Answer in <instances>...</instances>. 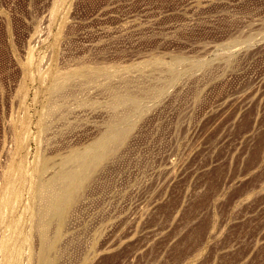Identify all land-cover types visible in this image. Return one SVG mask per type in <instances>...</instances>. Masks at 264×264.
<instances>
[{
    "label": "rangeland",
    "instance_id": "374dc122",
    "mask_svg": "<svg viewBox=\"0 0 264 264\" xmlns=\"http://www.w3.org/2000/svg\"><path fill=\"white\" fill-rule=\"evenodd\" d=\"M0 177V264H264V0H0Z\"/></svg>",
    "mask_w": 264,
    "mask_h": 264
},
{
    "label": "bare ground",
    "instance_id": "6f19581e",
    "mask_svg": "<svg viewBox=\"0 0 264 264\" xmlns=\"http://www.w3.org/2000/svg\"><path fill=\"white\" fill-rule=\"evenodd\" d=\"M179 58V57H178ZM152 59V58H151ZM154 59V58H153ZM160 59V58H159ZM175 59H176V56H175ZM174 59V60H175ZM182 59V58H181ZM177 62H179V61H181V60H176ZM176 61H175V63H176ZM149 62V61H148ZM147 62V63H148ZM174 62V61H173ZM198 63V62H197ZM193 64V63H192ZM157 65V64H156ZM173 67V66H172ZM172 67H170V68H172ZM177 68V67H176ZM83 70V69H82ZM81 70V71H82ZM107 70V69H106ZM178 70V69H177ZM176 70V71H177ZM100 71V70H99ZM30 73V72H29ZM83 73H84V70H83ZM176 73V72H175ZM174 73V74H175ZM69 74V73H68ZM87 74V73H86ZM93 74V73H92ZM54 75H56L55 73H54ZM64 76H66V74L64 75ZM174 76V75H173ZM63 77V76H62ZM62 77H60V79L62 78ZM87 77V76H86ZM90 77V76H89ZM68 78V77H67ZM88 78V77H87ZM57 80H58V78H56ZM106 79V78H105ZM63 80H64V78H63ZM53 84H55V82L53 83ZM52 85V84H51ZM59 85V84H58ZM53 86V85H52ZM61 86V85H60ZM66 87V86H65ZM52 89V91L51 92H53L54 90V87L53 88H51ZM57 89H55V91H56ZM58 92H59V90H58ZM54 93V92H53ZM55 94V93H54ZM60 94V93H59ZM56 96V95H55ZM120 98V97H119ZM118 98V99H119ZM126 98H128V97H126ZM50 99V98H49ZM118 99H117V102H118ZM125 99V98H124ZM124 99H123V101H124ZM129 100V99H128ZM132 100V99H131ZM121 101V99L119 100V103H121L120 102ZM133 101V100H132ZM132 101L130 102V103H132ZM55 103H56V101H55ZM54 103V104H55ZM62 103V102H61ZM124 103V102H123ZM135 103H137V101H135L133 104L134 105H136ZM50 104V103H49ZM53 104V103H52ZM59 105V104H58ZM138 105H139V102H138ZM133 106V105H132ZM140 106V105H139ZM49 107V106H48ZM52 107V106H51ZM50 107V108H51ZM45 108H46V106H45ZM54 109V108H53ZM52 109V110H53ZM49 111H50V109H48ZM58 110V109H57ZM135 110V109H134ZM43 111V110H42ZM46 111V110H45ZM48 112V111H47ZM43 113V112H42ZM46 113V112H45ZM44 114V113H43ZM61 114V113H60ZM62 114H63V112H62ZM47 115V114H46ZM51 115H52V113H51ZM123 115V114H122ZM128 115V114H127ZM41 116H42V114H41ZM44 116V115H43ZM122 118V117H121ZM114 120H115V118H114ZM117 120V119H116ZM50 122V121H49ZM111 123V122H110ZM45 125V124H44ZM52 126V125H51ZM121 127V126H120ZM126 127V126H125ZM42 128V127H41ZM50 128V127H49ZM52 128V127H51ZM47 129V128H46ZM124 130H125V128H123ZM49 130V129H48ZM119 130L121 131V129H119V127H117V125H116V123L115 124H113L111 127H110V129H109V132H108V135H107V137L109 138H111V137H113L114 135H116L118 132H119ZM124 132H126V130L124 131ZM121 133H123L122 131H121ZM120 133V134H121ZM119 134V135H120ZM116 136H114V138H115ZM121 137H123V136H121ZM23 138V137H22ZM41 139V138H40ZM106 139V138H105ZM112 139V138H111ZM24 142V141H23ZM105 142V141H104ZM100 149V148H99ZM108 149H110V148H108ZM96 150V149H95ZM103 152H105L104 150H103ZM102 152V154H104ZM99 153H100V151H99ZM106 153V152H105ZM85 154V153H84ZM87 155V154H86ZM94 155V154H93ZM97 155H98V153H97ZM77 156V155H76ZM99 156V155H98ZM72 157H73V155H72ZM75 157V156H74ZM84 157V156H83ZM83 157H82V159H80L81 160V162H83L82 160H83ZM95 157V156H94ZM91 159H92V157H90ZM90 158H88V159H90ZM74 160V159H73ZM66 161V160H65ZM64 161V162H65ZM7 162V161H6ZM80 162V161H79ZM80 162V163H81ZM88 161H86L85 163H87ZM93 162V161H92ZM78 163V162H77ZM84 162L82 163V165H84L85 164ZM95 163V162H94ZM93 163V164H94ZM66 164V163H65ZM68 164V163H67ZM89 164H90V161H89ZM38 166V165H37ZM65 166V165H64ZM68 166V165H67ZM66 166V167H67ZM63 167V166H62ZM65 167V168H66ZM84 167V166H83ZM85 168V167H84ZM87 168H89V166L87 167ZM67 169V168H66ZM69 169H70V167H69ZM86 169V168H85ZM20 170V167L18 166V167H16V166H11V169H10V171L4 176V179H3V186H2V192H3V198H1L2 197V195H1V199H3V207L9 212V210H10V208H9V206H10V204H12V202L13 201H15L16 199H18V197H19V195H20V193H19V179H20V176L19 175H17L16 173L18 172ZM75 170V169H74ZM79 170V169H78ZM63 171V170H62ZM71 171V170H70ZM28 172V171H27ZM78 172V171H77ZM83 172H85V171H83ZM82 172V173H83ZM91 172V171H90ZM65 173V172H64ZM28 174V173H27ZM69 174H71L70 172H69ZM81 174V173H80ZM79 174V177L81 176ZM3 175V174H2ZM66 175V174H65ZM65 175H63L64 177H65ZM72 175V174H71ZM74 175L75 176H77L76 175V172H74ZM74 175H72V178L74 177ZM27 176V175H26ZM33 176V175H32ZM37 176V175H36ZM62 176V175H61ZM3 177V176H2ZM1 178V177H0ZM27 178V177H26ZM26 178H24V179H26ZM30 178V177H29ZM36 178V177H35ZM63 178V177H62ZM66 178H68V176L66 177ZM71 178V176H69V178H68V182L66 181H64V180H62V181H64L63 182V184L62 185H72V182L74 181L73 179ZM81 178V177H80ZM80 178H79V182H80ZM23 179V180H24ZM78 179V178H77ZM77 179H75V180H77ZM29 180V179H28ZM53 180H56V178L55 179H53ZM62 181H60V182H62ZM27 182V181H26ZM42 181H40V183H41ZM57 182V181H56ZM76 182V181H75ZM74 182V183H75ZM29 183H30V181H29ZM53 183H55L54 181H53ZM53 183H51L50 185H52ZM2 184V183H1ZM41 185V184H40ZM54 185H56V184H54ZM54 185H52L51 186V188L49 187V185H48V187H49V189H51V191L53 190L52 189V187L54 188ZM85 185V184H84ZM24 186V185H23ZM63 186V188L64 189H67L68 188V186H67V188H65ZM75 186V185H74ZM28 187V186H27ZM38 187V186H37ZM45 187V186H44ZM48 187H46L45 188V190H44V188L42 189V191H44V193L45 194H48L49 196H50V191H49V189H48ZM58 187V186H57ZM57 187H56V190H57ZM62 187V186H61ZM82 187V186H81ZM39 188V187H38ZM63 188L61 189L60 188V190L61 191H59V193H61L62 191H63ZM30 189V188H29ZM72 189V188H71ZM78 189V188H77ZM55 190V188H54V191H56ZM74 190H75V188H74ZM29 191V190H28ZM58 192V191H57ZM40 193H41V191H40ZM40 193H39V197H41L40 196ZM43 193V192H42ZM42 193H41V195H42ZM43 193V194H44ZM53 193V192H52ZM75 193H77V192H75ZM2 194V193H1ZM54 194V193H53ZM68 194V193H67ZM74 195V194H73ZM49 196H46V197H49ZM68 196H69V194H68ZM75 196V195H74ZM35 197V196H34ZM42 197H44V196H42ZM54 197H56L55 195H54ZM73 197V196H72ZM70 198V197H69ZM68 198V199H69ZM43 199V198H42ZM48 199V198H47ZM55 200V199H54ZM64 200H67V196L65 195V193H63V194H60L59 195V197H58V199L55 201V202H53L52 201V203H47V205H46V207L49 209V210H53V209H56V210H58V209H60V207H61V209H62V206H63V204H65L63 201ZM2 201V200H1ZM40 201V200H39ZM50 202H51V200H49ZM48 201V202H49ZM41 202H43V201H41ZM2 204V203H1ZM38 204V203H37ZM49 204V205H48ZM36 207H38V208H40V206H36ZM41 207H42V205H41ZM45 207V208H46ZM3 209V208H2ZM5 209H4V214L6 213V211H5ZM27 209V208H26ZM34 209H36L35 208V206H34ZM40 210H42V208L40 209ZM44 210H46V209H44ZM35 211V210H34ZM37 211V210H36ZM48 212H50V211H47V213ZM53 212V211H52ZM39 210H38V212H37V215L38 216H35V217H37V219L39 218ZM41 213H43L42 211H41ZM36 215V214H35ZM48 216L49 214H46L45 213V215L44 216ZM1 216H4V215H1ZM41 216H42V214H41ZM35 217H34V220L36 221L37 219H35ZM49 217V216H48ZM57 217V216H56ZM4 218H5V216H4ZM42 218V219H41ZM47 218V217H46ZM40 220H45V217L43 218V217H40L39 218ZM4 220V219H3ZM33 220V221H34ZM47 220V219H46ZM9 221H11L12 222V224H13V235H15L16 236V234L18 235L17 237H19V235H20V233H21V231H20V227L18 226L19 225V223H18V220L17 219H15V216L14 215H12L11 217H10V219H9ZM35 221H34V223H35ZM57 221V220H56ZM37 224H40V226H41V224H42V222L40 221V223H37ZM48 224V223H47ZM35 225H36V223H35ZM39 226V225H38ZM42 228V227H41ZM47 228V227H46ZM201 227H198L197 228V230L195 231V234H193V235H195V237H197L199 234H200V231H201V229H200ZM47 230V229H46ZM45 232V231H44ZM5 234V233H4ZM197 239V238H196ZM18 240V239H17ZM49 240V239H48ZM53 240V239H52ZM28 241V240H27ZM1 242V241H0ZM3 242V241H2ZM48 242V241H47ZM1 246V245H0ZM2 264H10V262H11V254H13V252L12 251H14L15 250V244L11 241H7V240H5L4 241V243L2 244ZM25 246V245H24ZM45 246V245H44ZM1 251V250H0ZM50 251V250H49ZM12 252V253H11ZM1 257V256H0ZM44 260V259H43ZM48 262V261H47Z\"/></svg>",
    "mask_w": 264,
    "mask_h": 264
}]
</instances>
